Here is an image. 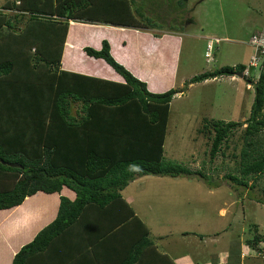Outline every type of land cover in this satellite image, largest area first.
Listing matches in <instances>:
<instances>
[{
    "label": "trees",
    "instance_id": "16d2710c",
    "mask_svg": "<svg viewBox=\"0 0 264 264\" xmlns=\"http://www.w3.org/2000/svg\"><path fill=\"white\" fill-rule=\"evenodd\" d=\"M112 1L7 0L0 7V210L27 199L58 198L55 217L11 264H176L158 249L122 190L147 174L206 179L202 169L165 160L171 102L179 90H149L115 59L107 39L100 49L84 51L103 58L123 80L62 68L71 20L143 27L127 0L115 1L126 5L129 15L118 14L119 8L114 12ZM245 69L244 64L222 66L189 83L246 76ZM246 77L254 83L255 97L242 135V178L228 175L243 186L249 175L264 173V150L254 139L264 129V69L257 81ZM202 122L199 133L210 139L212 158L244 124ZM263 239L255 234L248 245L260 253Z\"/></svg>",
    "mask_w": 264,
    "mask_h": 264
},
{
    "label": "rangeland",
    "instance_id": "374dc122",
    "mask_svg": "<svg viewBox=\"0 0 264 264\" xmlns=\"http://www.w3.org/2000/svg\"><path fill=\"white\" fill-rule=\"evenodd\" d=\"M6 1L0 0V7ZM156 2L160 8L167 5L166 0ZM188 3L192 16L185 22H192L196 17L199 24L188 25L187 34L183 35L179 78L174 85L179 92L171 102L164 154L166 161L179 162L193 170L202 169L208 175L206 179L198 174L164 177L159 190L156 188L153 193L133 189L132 202L139 214L146 217L153 232L157 230L155 224L162 221L169 226L163 229L169 236L179 237L180 232L196 228L195 236L190 234L176 247L190 255L188 261L203 263L201 260L205 257L211 262L215 260L220 249L237 253L255 234L264 238V173L257 178L249 175L246 186L237 185L228 177L231 173L242 178L240 161L245 146L242 135L255 97L254 83L246 76L257 81L262 70V65L251 66L250 60L256 52L251 39L264 32V0H190ZM215 37L222 41L215 47V60L208 62L207 44L209 38ZM239 64L246 66L243 72L246 76L225 75L213 82L191 86L192 77L185 83L182 78ZM204 118L244 123L233 130L215 158L210 154V139L199 133ZM254 139L264 150V129ZM143 177L145 180L157 178L150 174ZM143 177L126 191L141 184ZM155 182L148 180L147 184ZM220 208L228 214H219ZM254 224L259 225L258 232ZM207 234L213 236L206 237ZM204 237L208 244H202L200 239ZM154 240L158 241L155 236ZM259 245L263 252L256 250L252 259L247 255L241 261L243 264H264V239Z\"/></svg>",
    "mask_w": 264,
    "mask_h": 264
},
{
    "label": "crops",
    "instance_id": "0c3cea01",
    "mask_svg": "<svg viewBox=\"0 0 264 264\" xmlns=\"http://www.w3.org/2000/svg\"><path fill=\"white\" fill-rule=\"evenodd\" d=\"M127 1L132 8L133 14L141 19L143 27L93 24L71 20L62 56V68L113 80H123L122 76L103 58L89 56L84 51L86 46L100 49L103 40L107 39L115 59L126 66L136 77L146 81L149 90L164 92L174 88L179 78V55L183 46V35L187 34L188 25L199 24L196 17L192 22H185L188 17L192 16L191 7L188 3L190 0L185 4H183V0H166L167 5L163 8H160V4L156 2L157 0ZM116 2L115 0L112 1L114 12H117L115 8H119L118 14L129 15L126 5L123 3L119 5ZM203 37L208 39L205 35ZM191 77L193 76H182L184 83ZM231 77L234 78V76ZM216 79L219 78L190 83V86L213 82ZM179 85L182 86V81L179 82ZM150 175L156 176L158 179L149 177L151 179L145 180L141 176L143 177L142 183L136 184V187L126 191L131 184L141 178L138 177L122 190V194L149 227L150 238L158 249L168 254L176 264H243L241 261L243 258L246 259L247 255L251 259L255 256L253 252L256 250L251 246L249 247L248 239L237 253L232 254L229 250L220 249L217 251V257L212 262L207 257L201 260L203 263H199L200 261L197 262L196 260V263L193 260L188 261L190 255L187 252H181L176 246L182 245L184 242L182 239L190 237V234L195 236L196 231L194 230L196 228H193L192 231L180 232L181 236L179 237L171 235L174 237L171 238L167 233L165 234L166 230H163L168 229L169 226L162 221L158 225L155 224L157 230L153 232L146 217L139 214L132 202L134 199L132 196L133 189L138 192L143 190L146 194L147 192L153 193L152 190L156 188L159 190L160 182L164 180L163 178L168 177ZM169 177L171 178L172 176ZM177 177L181 178L182 176ZM148 180H154L158 183L155 182L156 184L148 185ZM69 196L74 197L71 192ZM57 208L58 198L54 195V199L48 202H37L27 199L19 206L0 210V264H11L17 251L24 244L31 241L43 225L55 217ZM219 214L227 215L228 213L227 211L224 213V209L220 208ZM211 235L207 234L206 237H211ZM154 236L158 241L154 240ZM206 237L200 239L202 244H208L206 243ZM191 242H194V240ZM185 259L186 262L184 261Z\"/></svg>",
    "mask_w": 264,
    "mask_h": 264
},
{
    "label": "built area",
    "instance_id": "2783aa9c",
    "mask_svg": "<svg viewBox=\"0 0 264 264\" xmlns=\"http://www.w3.org/2000/svg\"><path fill=\"white\" fill-rule=\"evenodd\" d=\"M221 41L222 39L218 37L209 39L207 44V51H206V57L208 58V62L215 60L214 59L215 47ZM251 44L255 47L256 52L251 57L250 65L253 67H260L259 65H262L261 69L263 70L264 69V32L261 35H254L251 39Z\"/></svg>",
    "mask_w": 264,
    "mask_h": 264
},
{
    "label": "water",
    "instance_id": "95a60500",
    "mask_svg": "<svg viewBox=\"0 0 264 264\" xmlns=\"http://www.w3.org/2000/svg\"><path fill=\"white\" fill-rule=\"evenodd\" d=\"M240 76H242V74H238ZM12 166H18L19 164L18 163H10Z\"/></svg>",
    "mask_w": 264,
    "mask_h": 264
},
{
    "label": "clouds",
    "instance_id": "9594fccd",
    "mask_svg": "<svg viewBox=\"0 0 264 264\" xmlns=\"http://www.w3.org/2000/svg\"><path fill=\"white\" fill-rule=\"evenodd\" d=\"M262 71V70H261ZM238 75V74H237ZM243 75H246V74H243ZM243 77V76H242Z\"/></svg>",
    "mask_w": 264,
    "mask_h": 264
}]
</instances>
